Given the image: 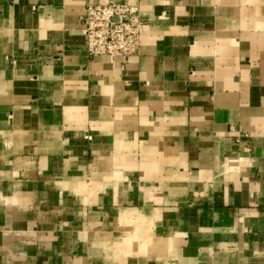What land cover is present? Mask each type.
Instances as JSON below:
<instances>
[{"label":"crops","instance_id":"0c3cea01","mask_svg":"<svg viewBox=\"0 0 264 264\" xmlns=\"http://www.w3.org/2000/svg\"><path fill=\"white\" fill-rule=\"evenodd\" d=\"M0 264H264V0H0Z\"/></svg>","mask_w":264,"mask_h":264},{"label":"built area","instance_id":"2783aa9c","mask_svg":"<svg viewBox=\"0 0 264 264\" xmlns=\"http://www.w3.org/2000/svg\"><path fill=\"white\" fill-rule=\"evenodd\" d=\"M82 19L89 55L127 59L139 52L145 28L139 5H89Z\"/></svg>","mask_w":264,"mask_h":264}]
</instances>
